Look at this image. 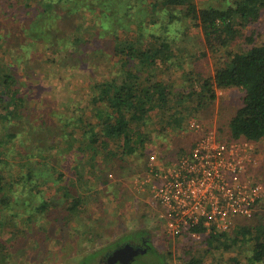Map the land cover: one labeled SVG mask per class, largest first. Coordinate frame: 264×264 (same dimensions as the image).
Wrapping results in <instances>:
<instances>
[{"label":"trees","instance_id":"trees-1","mask_svg":"<svg viewBox=\"0 0 264 264\" xmlns=\"http://www.w3.org/2000/svg\"><path fill=\"white\" fill-rule=\"evenodd\" d=\"M233 2L223 9L198 7L195 0H0V122L8 127L5 137L16 135L8 131L16 119L20 121L24 117L27 97L23 77L24 80L30 75L38 78V69L47 66L53 71L66 67L81 69L89 64L99 67V60L109 56L114 59L111 66L114 72L89 81L88 107L80 108L79 113L76 109H68L74 124L64 122L65 126L77 127L81 133L77 137L76 132L64 129L61 135H69L73 142L72 145L68 143V149L81 154L91 150L92 159L97 154L130 156L142 151L144 155L149 141L144 130L152 111L159 110L164 129H182L183 102L187 97L194 94L198 105L208 104L215 99L216 89L230 87L240 88L243 96L228 122L229 140L259 141L264 137V42L254 43L241 51H234L229 45L242 28L256 22L264 9V0ZM177 17L191 19L200 27L209 50L225 49L222 65L211 76L201 79L198 91L175 92L173 85L156 75L157 69L171 60V41L162 34ZM157 25L160 33L155 30ZM249 33L245 38L253 42L254 31ZM42 50L48 51L49 55H41ZM32 112L34 114L35 109ZM33 117L40 119L43 126L37 131L50 130V122L47 124L44 114ZM79 138L82 142L78 145ZM37 149L45 148L39 145ZM31 163L26 164L25 174H13L3 168L0 206L4 209L14 208L10 205L14 185L21 184L25 190L36 185L32 182L34 164ZM73 172L77 180H84L79 166ZM39 177H43L44 182L48 180L45 174ZM65 194V197L71 196L67 212L76 215L82 211V195L71 194L70 190ZM47 201L41 203L43 211ZM8 223L1 220L0 225ZM79 229V226L75 227L77 232ZM194 231L200 232L201 227L184 233L191 235ZM238 235H249L248 239L253 242L248 263L264 264V230L261 226L256 228L255 234L249 228H238L232 238L227 232L202 236L200 242L205 245V250L190 254L188 249L184 264H203L205 252L211 248L230 247L232 244L226 240L235 242ZM143 239L147 243L146 252L153 251L149 234L144 230L126 233L103 250L128 240L140 242ZM7 240L0 237V246ZM8 246L12 247L13 243ZM97 252H85L78 264H94ZM160 258L164 261L162 256ZM232 260L233 264H238L236 258Z\"/></svg>","mask_w":264,"mask_h":264},{"label":"rangeland","instance_id":"rangeland-1","mask_svg":"<svg viewBox=\"0 0 264 264\" xmlns=\"http://www.w3.org/2000/svg\"><path fill=\"white\" fill-rule=\"evenodd\" d=\"M195 2L202 8L213 6L224 9L233 0ZM159 23H162L160 19ZM155 30L160 33L159 25ZM250 30L255 34L253 42L245 38ZM163 35L171 41V60L161 65L156 75L173 85L175 92L198 91L201 79L211 76L224 61L225 49L209 50L200 27L194 25L191 19L177 17L169 23ZM262 42L264 9L254 24L240 30L229 48L241 51ZM40 54L49 55L46 50ZM113 62L114 59L107 56L99 60V67L89 64L81 69L66 67L53 68V71L47 66L38 69V78L30 75L25 76V80L24 77L21 79L27 97L24 101L25 118L15 120V125L8 131L16 134L12 137H5L8 127L0 122V174L3 168L13 174H25L28 169L26 164L33 162L32 182L36 185L26 190L21 184L14 185V196L10 202L14 208L0 206V223L1 220L9 222L0 225V237L9 239L4 246H0V264H78L85 252L94 251H98L94 264H106L104 254L109 250L103 249L124 234L138 230L148 232L149 245L154 250L138 254L130 264H184L188 249L190 254L205 250L201 239L196 240L193 234L183 232L174 238L166 236L161 207L149 199L146 191H137L134 181L143 179L150 165L165 167L188 152L194 136L188 127L190 119L197 120L204 129L216 130L221 139L231 141L228 122L240 106L243 92L236 87L218 88L211 103L199 105L194 94L187 97L183 102L182 129H164L159 110L152 111L144 130L149 137L144 155L142 151L130 156L97 154L92 159L91 150L81 154L68 149V143L73 144L71 137L61 134L67 129L76 132L79 137L80 130L72 126L74 120L68 109H76L79 113L80 108L88 107L89 81L113 73ZM33 109L36 111L34 114ZM55 112L59 114L55 115ZM41 114L45 115L47 124L50 122V130L37 131L43 126L40 119L36 120L33 116L38 118ZM69 121L72 125L65 126L64 122ZM80 140L78 145L82 142ZM235 140L251 143L257 158L252 172L264 182V137L259 141ZM39 145L45 149L39 151ZM77 166L83 170L82 181L77 180L73 172ZM42 174L47 176L46 182L39 177ZM66 190L82 195L83 209L76 215L66 210L71 200V196L65 197ZM46 199L47 208L43 211L40 206ZM14 213L16 216H13ZM76 226L80 227L79 232L75 230ZM258 226L264 230V198L257 204L252 217H238L227 233L232 238L236 229L246 227L255 234ZM248 236L238 235L235 242L226 240L232 244L230 247L209 249L203 255V264H233L232 258H236L238 264H249L247 258L253 242ZM128 241L139 243L137 240ZM10 242L12 247L8 246Z\"/></svg>","mask_w":264,"mask_h":264},{"label":"built area","instance_id":"built-area-1","mask_svg":"<svg viewBox=\"0 0 264 264\" xmlns=\"http://www.w3.org/2000/svg\"><path fill=\"white\" fill-rule=\"evenodd\" d=\"M188 127L194 134L188 152L165 167L150 165L134 187L161 207L166 236L200 226L193 233L200 240L228 232L238 217H252L264 182L252 172L257 158L250 142L225 141L195 119Z\"/></svg>","mask_w":264,"mask_h":264},{"label":"water","instance_id":"water-1","mask_svg":"<svg viewBox=\"0 0 264 264\" xmlns=\"http://www.w3.org/2000/svg\"><path fill=\"white\" fill-rule=\"evenodd\" d=\"M146 249L140 246H134L129 243H125L123 246L113 250V252L105 258L106 264H130L134 257L138 254L144 253Z\"/></svg>","mask_w":264,"mask_h":264},{"label":"flooded vegetation","instance_id":"flooded-vegetation-1","mask_svg":"<svg viewBox=\"0 0 264 264\" xmlns=\"http://www.w3.org/2000/svg\"><path fill=\"white\" fill-rule=\"evenodd\" d=\"M125 243H129V244H131V245L138 246V247L140 246V247L143 248V249H147V248H146V247H147V245H146L147 243L145 242L144 239L141 240L139 243L131 242V241H125V242L119 244L118 246H115V247L112 248L111 250L107 251V252L104 254V257L106 258L107 255L111 254V253L113 252L114 249L123 246ZM145 252H146V251H145ZM114 264H118V262H115Z\"/></svg>","mask_w":264,"mask_h":264}]
</instances>
